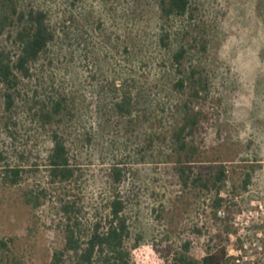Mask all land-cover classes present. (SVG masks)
<instances>
[{"label": "rangeland", "instance_id": "rangeland-1", "mask_svg": "<svg viewBox=\"0 0 264 264\" xmlns=\"http://www.w3.org/2000/svg\"><path fill=\"white\" fill-rule=\"evenodd\" d=\"M16 1L21 11L47 12L56 38L35 77L20 85L12 112L0 84V243L10 248L0 245V264H53L69 223L63 206L76 205L88 238L117 194L131 224V264H181L187 242L188 255L201 262L218 236L227 247L225 264H237L239 250L264 264V163L256 162L264 156V0H196L194 20L169 22L159 0ZM164 27L168 48L161 43ZM18 31L3 38L14 56ZM203 36L207 53L194 49L184 65L208 75L209 121L191 141L195 163L186 168L209 179L224 165L220 195L195 186V176L185 184L177 171L184 165L174 133L190 96L175 88L173 56ZM125 95L132 98L130 115L116 109ZM61 97L68 111L46 122L42 112ZM54 134L66 141L77 169L67 183L49 176ZM15 168L24 170L17 185L5 173ZM114 168L123 170L121 183ZM217 197L225 217L214 207ZM75 260L63 252L62 264Z\"/></svg>", "mask_w": 264, "mask_h": 264}, {"label": "trees", "instance_id": "trees-1", "mask_svg": "<svg viewBox=\"0 0 264 264\" xmlns=\"http://www.w3.org/2000/svg\"><path fill=\"white\" fill-rule=\"evenodd\" d=\"M78 2L80 0H74ZM160 14L163 20L169 22L174 18H189L194 20L196 0H159ZM14 27H19L14 44L19 45L20 53L16 56L7 50L3 44V38ZM9 35V34H8ZM11 37V35H10ZM170 34L163 28L161 43L168 48ZM55 33L49 24V15L43 10L21 11L16 0H0V84L4 86V98L6 110L12 112L16 105V95L23 80H32L35 77V67L42 57L48 53L50 45L55 41ZM194 49L206 54L208 44L206 37L193 40V43L184 42L178 52L173 56L174 67L179 76L175 88L180 93L189 91L190 98L183 104L185 113L184 124L175 131L174 140L179 153V165L177 168L180 178L185 184L195 176V186L204 188L207 191L211 187L221 190L226 185L228 176L224 165L219 166L217 172H211L209 179L203 178L202 174H195L189 170L187 165L195 163L194 150L191 141L199 132L202 124L209 121L208 115L204 112L203 102L209 95L210 85L208 75L200 67L185 68V62ZM132 98L125 95L122 102L116 104V109L123 115H130ZM68 111L67 99L61 97L54 102L50 112H42L46 122H52ZM54 149L49 157V176L53 183H67L77 175V169L72 163L66 141L59 134L53 135ZM3 159L0 154V163ZM12 184L17 185L24 170L20 168L5 170ZM113 175L116 183H121L123 170L114 168ZM250 182L247 176L245 185ZM224 202L223 198L217 197L214 200V207L219 209ZM63 212L69 223L65 229V246L61 253L55 256L53 264H62L63 252L72 253L76 260L73 264H131V252L127 248V242L131 238V224L126 216L127 205L125 200L117 194L110 203V215L98 221L88 238H84L82 224L76 217L79 210L76 205L67 203L63 206ZM208 254L201 262L192 259L190 252L191 243L184 246L185 254L181 255V264H225L227 260V247L221 236L218 240H212ZM1 248L9 252L8 242L2 241Z\"/></svg>", "mask_w": 264, "mask_h": 264}, {"label": "built area", "instance_id": "built-area-1", "mask_svg": "<svg viewBox=\"0 0 264 264\" xmlns=\"http://www.w3.org/2000/svg\"><path fill=\"white\" fill-rule=\"evenodd\" d=\"M218 215L220 217H225L226 216V211L225 208L219 209ZM256 246V245H255ZM237 256V264H242V263H247V264H258L257 263V258L256 256H251V257H246L244 256L243 250H239V252H235ZM230 257V256H229ZM246 257V258H245ZM227 259H228V254H227ZM246 261V262H245Z\"/></svg>", "mask_w": 264, "mask_h": 264}, {"label": "crops", "instance_id": "crops-1", "mask_svg": "<svg viewBox=\"0 0 264 264\" xmlns=\"http://www.w3.org/2000/svg\"><path fill=\"white\" fill-rule=\"evenodd\" d=\"M257 163H264V156L259 155V158L256 161ZM263 179H264V170L261 171ZM255 175L257 177V175H259V171H255ZM263 189H264V184H263Z\"/></svg>", "mask_w": 264, "mask_h": 264}]
</instances>
